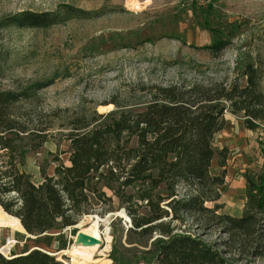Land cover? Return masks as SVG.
Listing matches in <instances>:
<instances>
[{"label": "rangeland", "instance_id": "rangeland-1", "mask_svg": "<svg viewBox=\"0 0 264 264\" xmlns=\"http://www.w3.org/2000/svg\"><path fill=\"white\" fill-rule=\"evenodd\" d=\"M64 5L85 11L87 16L39 29L5 25L18 13H52ZM247 64L258 68L264 94V0H0V89L21 92L41 85L14 110L35 133L50 126L44 145L27 151L18 164L34 184L43 174L52 175L57 164L68 165L70 144L64 134L73 118L89 117L94 109L98 113L117 106L139 109L148 100L146 87L151 85L223 82L243 86ZM254 132L260 154L247 160L250 168H238L228 178L260 173L264 125ZM218 147L216 134L213 148ZM234 164L232 159L226 168L231 165L228 170H232ZM220 170L215 157L210 172ZM220 190L225 192V186ZM105 191L110 200H92L91 212L76 225L39 235L25 232L27 236L19 240L9 236L5 239L11 241L9 250L2 251L3 243L1 254L9 257L16 246L21 252L39 249L64 264H74L67 251L75 249L91 261L88 264L149 262L152 254L148 250L159 235L133 230L124 205ZM177 193L185 196L186 188L179 185ZM222 203L226 208L238 207L225 198ZM90 218L100 237L95 249L79 243L81 231L91 225ZM164 220L170 221V216ZM171 224L178 232L227 250L221 245L227 235L217 226L203 227L190 217ZM0 228L23 232L12 226ZM228 257L230 264H264V258L237 259L233 248Z\"/></svg>", "mask_w": 264, "mask_h": 264}, {"label": "trees", "instance_id": "trees-1", "mask_svg": "<svg viewBox=\"0 0 264 264\" xmlns=\"http://www.w3.org/2000/svg\"><path fill=\"white\" fill-rule=\"evenodd\" d=\"M86 16L87 12L64 5L52 13H18L5 25L39 29ZM257 69L245 65L243 86L151 85L146 87L148 100L139 109L117 106L106 113L94 109L89 117L73 118L64 134L70 144L68 165L57 164L38 185L18 164L27 151L44 145L50 126L35 133L14 107L41 85L21 92L0 89L1 211L18 219L27 233L39 235L76 225L91 212L92 200H110L106 189L124 205L133 230L159 235L145 264H230L232 248L237 259L264 258V164L259 174L244 176L246 204L240 217L220 212L225 172H210L215 157L219 167L225 164V149L215 150L213 138L225 127L226 112L241 115L246 129L264 125V94ZM179 185L186 188L185 196H178ZM140 208L146 212L142 214ZM169 216L170 221H165ZM184 217L199 220L203 227L220 228L227 235L221 243L227 250L176 231L171 223L183 222ZM0 264L64 263L32 249L9 257L0 254Z\"/></svg>", "mask_w": 264, "mask_h": 264}, {"label": "crops", "instance_id": "crops-1", "mask_svg": "<svg viewBox=\"0 0 264 264\" xmlns=\"http://www.w3.org/2000/svg\"><path fill=\"white\" fill-rule=\"evenodd\" d=\"M224 119L226 121L225 127L220 132L217 133V139L220 147L215 149L217 151L225 149L226 152L224 167H219L221 169L220 172L222 170H224L225 172V178L223 184V186H225V192L221 191V196L220 199L218 200V203L222 205L221 210H223V212L221 213L233 217H240L246 204L247 190H246L245 179L244 176L243 177L239 176L236 178H230V177L228 178V176H230V174H233L234 171H237L236 169L238 168H242V167L250 168L251 166L250 164H248L249 162L247 160L254 159V157L257 154H260L258 141H257V134L254 132L257 129L255 130L246 129L243 126L242 117L238 118L237 116L227 112L224 115ZM232 159L235 160L234 167L232 168V170H228V168L231 165L226 168V164H228L229 161ZM263 164H264V157H263L262 169L260 172H262L263 170ZM217 166H219L218 160H217ZM220 172H216L214 175H217ZM41 182L42 180L37 182L36 185L40 184ZM240 194L242 195L241 197H239ZM223 198H225L231 204L236 205L238 207L235 206L227 207V208L224 207L222 203ZM25 232L26 231L13 232V230L8 231L0 228V246L4 243L6 238L9 239L10 237H14V235L18 240L19 238L21 239L23 236H27ZM12 249L14 254H11V256L23 254L24 252H26V251L24 252L18 251L17 246Z\"/></svg>", "mask_w": 264, "mask_h": 264}, {"label": "bare ground", "instance_id": "bare-ground-1", "mask_svg": "<svg viewBox=\"0 0 264 264\" xmlns=\"http://www.w3.org/2000/svg\"><path fill=\"white\" fill-rule=\"evenodd\" d=\"M130 5L138 8V4L135 2H130ZM121 215H123V212H121ZM90 223L91 225L87 228L81 231L80 236L81 239L79 241L80 244L82 245H87L91 249H95L98 247L99 242H100V237L98 235V232L96 231V222L93 221V218H90ZM0 226H12L15 228H18L19 230L25 231L23 227L21 226L20 222L18 219L10 217L6 214H4L1 209H0ZM83 241H85L83 243ZM11 241H5L4 242V247L2 248V251H8ZM70 257L72 258V262L74 264H88L89 259H87L82 253L75 249H71L67 251Z\"/></svg>", "mask_w": 264, "mask_h": 264}, {"label": "built area", "instance_id": "built-area-1", "mask_svg": "<svg viewBox=\"0 0 264 264\" xmlns=\"http://www.w3.org/2000/svg\"><path fill=\"white\" fill-rule=\"evenodd\" d=\"M0 254H1V252H0ZM3 255V254H2ZM4 256V255H3ZM6 257V256H5Z\"/></svg>", "mask_w": 264, "mask_h": 264}, {"label": "water", "instance_id": "water-1", "mask_svg": "<svg viewBox=\"0 0 264 264\" xmlns=\"http://www.w3.org/2000/svg\"><path fill=\"white\" fill-rule=\"evenodd\" d=\"M85 241H83V243H84Z\"/></svg>", "mask_w": 264, "mask_h": 264}]
</instances>
